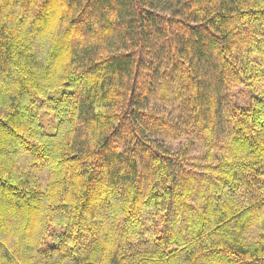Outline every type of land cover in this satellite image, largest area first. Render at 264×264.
Wrapping results in <instances>:
<instances>
[{
	"label": "trees",
	"instance_id": "trees-1",
	"mask_svg": "<svg viewBox=\"0 0 264 264\" xmlns=\"http://www.w3.org/2000/svg\"><path fill=\"white\" fill-rule=\"evenodd\" d=\"M0 264H264V0H0Z\"/></svg>",
	"mask_w": 264,
	"mask_h": 264
},
{
	"label": "rangeland",
	"instance_id": "rangeland-1",
	"mask_svg": "<svg viewBox=\"0 0 264 264\" xmlns=\"http://www.w3.org/2000/svg\"><path fill=\"white\" fill-rule=\"evenodd\" d=\"M246 101V95L244 94V92H242L241 90L237 91V98H236V103L239 106H242ZM184 140L181 141H174V142H167V144L171 147V149L173 151H178L179 149H181L184 146ZM202 151V148H197L195 151H193V155L194 156H200V152Z\"/></svg>",
	"mask_w": 264,
	"mask_h": 264
}]
</instances>
